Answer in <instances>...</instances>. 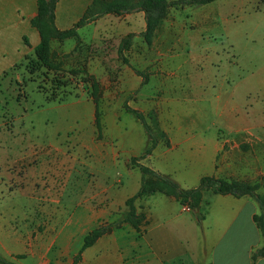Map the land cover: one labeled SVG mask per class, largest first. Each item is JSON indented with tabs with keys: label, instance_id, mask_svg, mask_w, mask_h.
<instances>
[{
	"label": "crops",
	"instance_id": "1",
	"mask_svg": "<svg viewBox=\"0 0 264 264\" xmlns=\"http://www.w3.org/2000/svg\"><path fill=\"white\" fill-rule=\"evenodd\" d=\"M64 1L59 0L56 5L58 30H68L78 20L71 16V5L61 8ZM36 14L37 0H0V67L21 62L39 44V34L30 23ZM207 22L189 33L190 49L206 43V32L213 25L212 20ZM77 35L80 36V29ZM194 59L200 65L198 71L189 81L182 80L179 84L181 91L188 89L191 97L183 107L188 120L161 122L164 138L141 164L168 177L182 190L197 188L203 177H214L259 184L256 193L262 196L264 121L230 119L225 106L213 112L222 119L220 123L210 120V113L198 105L197 90L204 84L200 72L205 63L197 56ZM55 103L60 111L56 117L57 137L56 133L44 134L41 141H31L25 151L6 154L8 158L0 163V192L8 191L25 199L15 201L12 206L0 200V256L16 264H51L53 226L70 221V217L55 216L56 207L66 204L67 208L80 209L79 223L86 235L92 226L109 221L140 186V174L127 165L144 148V140L125 141L124 145L96 143L93 106L88 108L81 105L88 102L80 101ZM82 107L89 109L86 116ZM81 114L83 126L88 123L89 130L76 129ZM1 131L0 127V134H4ZM60 131L65 139L54 140L61 136ZM69 132H75L76 136L68 144ZM2 153L0 148V162ZM70 157L78 159L77 168L69 164ZM89 161L94 164L95 175L91 176L94 184L89 180L91 177L87 180L92 173L86 175ZM119 168L123 169L121 178L126 182L120 190L110 183ZM131 179L132 183L127 184ZM70 192L77 193L76 199H70ZM56 194L63 198V204H59ZM139 205L146 211L147 220L140 234L128 224H121L82 251L79 264H264V257L252 259V253L262 247L263 237L254 221L259 206L250 196L203 193L201 224L174 195L157 193L144 198ZM5 209L13 212L11 219L1 212ZM39 226L44 229L39 230ZM81 246L82 243L78 250Z\"/></svg>",
	"mask_w": 264,
	"mask_h": 264
},
{
	"label": "rangeland",
	"instance_id": "2",
	"mask_svg": "<svg viewBox=\"0 0 264 264\" xmlns=\"http://www.w3.org/2000/svg\"><path fill=\"white\" fill-rule=\"evenodd\" d=\"M109 1L65 0L61 8L71 5V16L78 22L88 14H98L101 6ZM208 20H212L213 25L206 32V43L190 49L189 33L206 26ZM145 32L142 12L106 14L80 28L78 40L68 37L52 42L53 57L60 65L58 71L38 66L34 51L19 63L0 67V127L4 132L0 134L1 165L8 158L6 154L25 151L31 141H41L44 134L56 133V117L60 111L55 108V102L80 101L88 102L81 103L88 108L93 106L100 126L97 129L94 119L93 141L96 143L124 145L125 141L144 140L143 152L148 139L141 123L125 110L128 107L145 116L161 144V122L188 120L183 107L191 97L188 89L181 91L179 84L182 80L189 81L198 71L200 65L194 59L196 56L205 63L200 72L204 84L197 90L198 105L206 108L210 120L220 123L222 119L213 112L225 106L230 119L264 121V0H216L205 8H170L149 38L143 35ZM129 34L134 35L128 48L122 50ZM82 108L86 116L89 109ZM77 123L76 129L89 130L88 123L83 126V114ZM60 133L54 140L65 139ZM75 136V132H69L67 143ZM141 152L132 158L139 157ZM72 157L68 162L77 168L79 161ZM130 160L127 167L140 174ZM87 164L90 167L86 175L92 172L88 180L95 171L92 161ZM123 174V169L119 168L117 177L109 180L118 190L126 186L121 178ZM89 180L94 184L92 177ZM131 183L132 179L127 184ZM70 193V199H76L77 193ZM56 195L59 204H63V198ZM262 198L264 202V194ZM143 199L138 200L136 206L139 212L145 213L139 205ZM0 200L7 202V206L25 201L8 191L0 192ZM258 206L260 211L256 217L262 214L261 204ZM124 209V205H120L109 221L92 226L93 229L110 226ZM1 212L6 219H11L13 212L9 213L8 209ZM53 212L61 218L70 217V221L53 226L55 242L49 257L51 264H74L78 246L87 235L79 223L81 211L77 207L67 208L65 204ZM43 229L39 226V230ZM114 230L111 228L105 234Z\"/></svg>",
	"mask_w": 264,
	"mask_h": 264
},
{
	"label": "trees",
	"instance_id": "3",
	"mask_svg": "<svg viewBox=\"0 0 264 264\" xmlns=\"http://www.w3.org/2000/svg\"><path fill=\"white\" fill-rule=\"evenodd\" d=\"M215 1L216 0H111L101 6L102 8L98 14H88L87 17L79 20L68 30H58L55 25V10L58 0H37V14L30 22L31 26L36 29L40 37V42L34 49L36 64L47 71H58L60 65L53 57L52 42L55 39H65L68 37H75L78 40L77 30L103 15L113 14L119 16L131 13L134 10L142 12L146 23V32L143 35H145L146 38H149L155 27L167 17L170 8L176 10L197 8L211 4ZM132 37L133 34H129L126 37L122 44V50L128 48ZM24 41L27 43L26 40ZM94 89L96 90L95 86ZM125 110L128 113L133 114L141 123L148 139V144L141 155L137 158H131L130 160L131 166L137 168L140 172V186L138 191L125 201V209L110 226L95 228L85 236L79 253L75 257L74 264L78 262L79 255L82 251L92 246L97 239L103 236L111 228H117L120 227L121 224L126 223L133 228L137 234H140L141 228L147 224V220L145 214L138 211L136 202L156 193L174 195L182 206L189 209V212L198 224H201L204 219L203 209L201 207L203 193L252 197L257 203L261 204L262 214L258 217L255 216L254 221L263 237V245L256 252L252 253V259L254 261L259 257H264V202L262 196L256 193L259 184L248 185L244 183L228 182L214 177H203L197 188L191 190L180 189L178 185L168 177L162 176L151 168L138 163V161L144 160L151 155L152 151L158 144V140L153 135V132L142 113L128 107H125ZM95 124L97 129H99L100 126L97 111L95 113ZM162 138H164V135L161 133V139ZM0 264L13 263L0 256Z\"/></svg>",
	"mask_w": 264,
	"mask_h": 264
},
{
	"label": "built area",
	"instance_id": "4",
	"mask_svg": "<svg viewBox=\"0 0 264 264\" xmlns=\"http://www.w3.org/2000/svg\"><path fill=\"white\" fill-rule=\"evenodd\" d=\"M183 208H184V210H187V211H189V209H188L187 207H184V206H183Z\"/></svg>",
	"mask_w": 264,
	"mask_h": 264
}]
</instances>
